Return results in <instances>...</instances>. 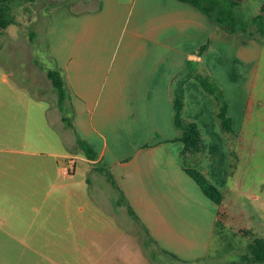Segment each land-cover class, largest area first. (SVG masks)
<instances>
[{"label":"crops","instance_id":"crops-1","mask_svg":"<svg viewBox=\"0 0 264 264\" xmlns=\"http://www.w3.org/2000/svg\"><path fill=\"white\" fill-rule=\"evenodd\" d=\"M42 12L47 67L61 72L72 126L96 155L88 159L79 154L85 164L77 165L75 176L94 186L107 185L108 195L113 189L115 210L129 214L130 207L158 250L180 259L178 252H189L186 244L195 242L193 236L199 243L201 235L211 234L217 207L179 162L183 144L175 140L178 131L171 123V92L183 79L182 115L185 122L197 124L204 142L203 156L189 154L185 162L204 164L202 172L223 188L235 132L222 130L219 104L195 76L214 79L229 115L232 102L224 81L245 90L242 78L235 77L233 54L239 59L256 54L258 44L227 33L178 0H58ZM19 35L15 23L0 31L13 40ZM214 54H228L229 61ZM33 62L32 57L30 65L44 75ZM248 99L247 94L237 98L244 113ZM110 123L118 124V130L110 133ZM58 173L67 176L61 167ZM70 185L66 180L51 183L52 201L67 204Z\"/></svg>","mask_w":264,"mask_h":264},{"label":"rangeland","instance_id":"rangeland-1","mask_svg":"<svg viewBox=\"0 0 264 264\" xmlns=\"http://www.w3.org/2000/svg\"><path fill=\"white\" fill-rule=\"evenodd\" d=\"M53 1L58 0H13L3 7L20 35L14 40L0 36V264H254L246 243L230 232L218 234L215 228L201 235L199 243L193 236L195 242L186 244L189 252H178L180 259L158 250L136 219L115 210L113 189L108 195L107 185L94 186L75 176L77 165L85 164L75 145L80 136L74 126L62 122L57 94L53 100L55 90L46 76L50 63L43 34L47 18L42 9ZM262 7L261 0H246L238 12L249 22ZM233 34L251 38L245 32ZM256 36V54L240 59L233 54L235 77L242 78L245 90H234V85L224 81L232 102L229 115L238 134L232 137L231 149L237 150L241 136V158L237 160L232 151L223 188L211 182L242 205L256 230L263 232L264 38ZM214 56L229 61L228 54ZM32 57L34 67H40L44 75L30 65ZM246 94L252 104L247 117L237 101ZM65 101L64 112L70 119L68 91ZM118 128L110 123L108 131ZM109 146H113L111 140ZM179 162L182 165L184 159L179 157ZM57 166L65 169L66 177L59 175ZM55 180L71 182L67 204L52 201Z\"/></svg>","mask_w":264,"mask_h":264},{"label":"trees","instance_id":"trees-1","mask_svg":"<svg viewBox=\"0 0 264 264\" xmlns=\"http://www.w3.org/2000/svg\"><path fill=\"white\" fill-rule=\"evenodd\" d=\"M13 0H0V31L4 30L8 24L14 20L5 16L4 5ZM25 2H34L36 0H21ZM182 3L190 5L201 11L206 17L216 23L221 29L227 33L245 32L251 38L257 37L256 34L264 38V0L263 7L253 16L250 21L244 20L243 16L238 12L239 7L246 0H178ZM46 76L50 81L53 89L57 94V106L62 113L61 119L66 126L73 128L71 120L65 115L64 102L67 97V90L61 72L57 69L48 68ZM196 79L200 82L204 90L211 96L212 100L219 104L217 118L220 127L223 131L231 133L233 130L232 118L227 113V103L223 92L219 86L211 81L208 75H196ZM172 124L178 131L175 140L183 144V151L180 158L184 159L182 168L185 173L192 178L200 187L203 194L216 204V220L214 228L217 233L230 232L234 236L241 239V242L246 243L247 250L251 254L250 262L264 264V231L259 232L251 221L249 213L239 203L228 198L225 189H218L202 172L203 166H190L185 162L189 154L203 156L204 142L199 132L198 126L193 121H184L183 111V79L178 80L172 92ZM251 99L249 98L246 104L244 116H249V108L251 107ZM76 144L88 159H95V153L86 141L80 137L76 138ZM244 144L241 136L238 138V148L233 151V155L238 160L241 158V151ZM231 166V165H230ZM128 213L134 219H137L135 212L129 207ZM242 258H247L246 255H241Z\"/></svg>","mask_w":264,"mask_h":264},{"label":"built area","instance_id":"built-area-1","mask_svg":"<svg viewBox=\"0 0 264 264\" xmlns=\"http://www.w3.org/2000/svg\"><path fill=\"white\" fill-rule=\"evenodd\" d=\"M70 163H72L74 165V161L72 159L69 160Z\"/></svg>","mask_w":264,"mask_h":264}]
</instances>
